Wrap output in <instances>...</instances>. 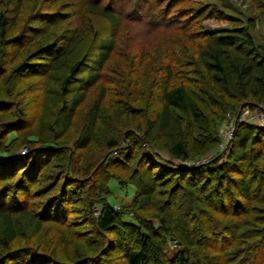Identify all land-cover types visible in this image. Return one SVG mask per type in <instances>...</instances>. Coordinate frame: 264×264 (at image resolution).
Returning <instances> with one entry per match:
<instances>
[{
    "label": "trees",
    "instance_id": "obj_1",
    "mask_svg": "<svg viewBox=\"0 0 264 264\" xmlns=\"http://www.w3.org/2000/svg\"><path fill=\"white\" fill-rule=\"evenodd\" d=\"M225 6L0 0V264H264V124L182 163L264 110V38Z\"/></svg>",
    "mask_w": 264,
    "mask_h": 264
},
{
    "label": "rangeland",
    "instance_id": "obj_2",
    "mask_svg": "<svg viewBox=\"0 0 264 264\" xmlns=\"http://www.w3.org/2000/svg\"><path fill=\"white\" fill-rule=\"evenodd\" d=\"M262 2L264 3V0H262ZM218 4H220L221 6L223 4H227V6L231 4L233 5L235 4L236 6H238V8H236L237 10L246 13L248 15L254 16L256 18L255 25L251 33L255 41L264 38V25L259 19L260 15L258 13L257 8L252 4L250 0H218ZM204 25L208 28L209 31L231 30V29H237L239 27L238 24H233L232 22L222 21L216 23L212 19H205ZM261 110L264 111L262 107L249 108L248 106L242 107L241 105L237 106L236 109L226 110L218 124L216 144L211 148V150L204 152V154H201L199 157L192 159H185L182 163L189 165L191 163L203 161L209 158L213 153L217 151L218 152L222 151V154L225 155L227 152L226 149L229 145L232 133L236 128L235 126L236 122L247 121V122H257L264 124V116L263 117L259 116L260 115L259 112ZM158 153L163 157L167 156L164 151H159ZM108 187L112 192L110 195V201L115 202L116 204H120V203L126 204L130 200L132 194L134 193L133 185L131 184L120 185L119 183L116 182L115 179L109 180ZM93 209L95 214V210L96 209L98 210V208L96 206H93ZM173 243H176L175 239H173Z\"/></svg>",
    "mask_w": 264,
    "mask_h": 264
},
{
    "label": "built area",
    "instance_id": "obj_3",
    "mask_svg": "<svg viewBox=\"0 0 264 264\" xmlns=\"http://www.w3.org/2000/svg\"><path fill=\"white\" fill-rule=\"evenodd\" d=\"M261 111H262V110H261ZM261 111L259 112V114H260L259 116H260V117H263V116H264V113H263V111H262V112H261ZM113 206H114L115 208L118 207V205H117L116 203H113ZM97 213H98V210L96 209V210H95V214H97Z\"/></svg>",
    "mask_w": 264,
    "mask_h": 264
}]
</instances>
